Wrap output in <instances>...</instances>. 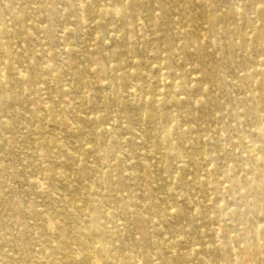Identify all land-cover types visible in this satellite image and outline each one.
Instances as JSON below:
<instances>
[{
    "label": "bare ground",
    "instance_id": "6f19581e",
    "mask_svg": "<svg viewBox=\"0 0 264 264\" xmlns=\"http://www.w3.org/2000/svg\"><path fill=\"white\" fill-rule=\"evenodd\" d=\"M0 264H264V0H0Z\"/></svg>",
    "mask_w": 264,
    "mask_h": 264
},
{
    "label": "rangeland",
    "instance_id": "374dc122",
    "mask_svg": "<svg viewBox=\"0 0 264 264\" xmlns=\"http://www.w3.org/2000/svg\"><path fill=\"white\" fill-rule=\"evenodd\" d=\"M172 20L173 21H178V18L177 17H175V16H173L172 17ZM59 24H56L55 25V27H54V30H55V33L56 34H58L59 32H61L62 31V29H64V28H69L68 27V21L66 20V18H64V17H61L60 19H59ZM111 24H113V26L114 27H116V26H118V24H116V23H113V22H109V21H107L106 22V24L105 25H107V26H109V25H111ZM204 32L205 33H207L208 31H207V29H204ZM69 38H71V37H69ZM68 38V39H69ZM67 39V40H68ZM66 40V41H67ZM73 40H75V38L73 39ZM66 41H60L59 42V44H58V50L60 51V50H62V47L65 45V42ZM88 42H87V40H86V44H87ZM81 48H82V46H80ZM152 46L151 45H149L148 47H147V50L148 49H150ZM78 49H80L79 47H78ZM57 51V50H56ZM140 60L141 61H143V62H145L146 63V66H145V69H146V71H145V73H147V74H149V79H151L150 81H153L154 80V78L156 77V71H155V69H153V70H148L147 69V67L148 66H150V65H153V63H154V61L152 60V56L150 55V53L149 52H147V51H144V54L143 55H141L140 56ZM177 60H178V58H176V62H177ZM70 61H71V63H80L81 64V66L82 67H84L85 66V64L83 63V61H82V59L79 57V55H76V56H73V57H71L70 58ZM239 62H241V60L239 59L238 60ZM60 64V63H59ZM260 64V61L259 60H257L256 61V65H259ZM176 67H175V70L178 72V73H181V72H184V71H186V70H190L191 71V73L193 74V76H192V78L193 77H196V79L199 81V82H201V77H200V75L198 74V71H199V66L198 65H196V62H194V60H191V61H189V63H187V64H183L182 62H177L176 63ZM166 73V71H162V74H165ZM229 76V73H227L226 72V77H228ZM202 83V82H201ZM203 84V83H202ZM232 93H234V95L235 94H237V91L234 89V90H232L231 91ZM192 96L195 98V99H197V100H203L204 102H207V103H209L210 104V107H211V110H213V107H212V105H213V99L211 98V96H208V94L207 93H205V94H199V93H193L192 94ZM96 101H98V98L97 99H95ZM97 105H99V103H96ZM98 113H99V111H97ZM93 113L94 114H98V113H96L95 111H93ZM242 122L244 123V127H243V129H247L248 128V124H246L245 122H244V120H242ZM223 124H224V126L225 127H231L232 126V124L229 122L228 123V121H223ZM198 130V134L200 135V136H203V137H207V135L203 132V129L202 128H198L197 129ZM232 131V129H230V131L229 130H226V129H224V130H222V131H220L216 136H218L219 138H220V147H221V150L220 151H218L219 152V157H221V159H224V163H226V162H230V160H229V158H227L228 156H226V155H224L226 152H228V150L230 149V146H231V144H230V141H231V139H232V137H233V132H231ZM208 139V138H207ZM227 158V159H226ZM222 162H223V160H221ZM213 166V165H215V163H211V162H208V161H202L201 162V166H202V168L203 169H207V168H209L210 166ZM239 178L240 179H247V180H251V178H253L252 176H247L246 174H244V173H239ZM217 181H218V183H219V186L221 187V188H223L224 187V185H222L223 183H224V181H223V178L222 177H217Z\"/></svg>",
    "mask_w": 264,
    "mask_h": 264
}]
</instances>
